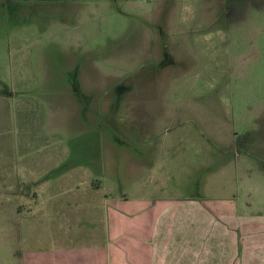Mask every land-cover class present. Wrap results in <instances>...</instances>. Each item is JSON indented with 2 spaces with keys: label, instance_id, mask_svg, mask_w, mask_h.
<instances>
[{
  "label": "rangeland",
  "instance_id": "1",
  "mask_svg": "<svg viewBox=\"0 0 264 264\" xmlns=\"http://www.w3.org/2000/svg\"><path fill=\"white\" fill-rule=\"evenodd\" d=\"M199 195L264 217V0H0V264Z\"/></svg>",
  "mask_w": 264,
  "mask_h": 264
},
{
  "label": "crops",
  "instance_id": "2",
  "mask_svg": "<svg viewBox=\"0 0 264 264\" xmlns=\"http://www.w3.org/2000/svg\"><path fill=\"white\" fill-rule=\"evenodd\" d=\"M71 94L74 98L75 93ZM146 162L151 171L158 166V160ZM56 167L57 163L51 166ZM65 177L67 174L58 180L68 179ZM154 197L110 208L102 234L98 229L101 222L96 226L93 222L97 217L92 218V225L86 221L76 225L77 213L69 211L67 218L65 208L59 207L56 218L62 219L61 224L68 220L71 230L88 228L108 236L93 248L27 253L23 264H264L263 216L240 212L235 202L200 195L191 199ZM47 225L53 224L47 220ZM69 239L67 244L74 245L77 234Z\"/></svg>",
  "mask_w": 264,
  "mask_h": 264
}]
</instances>
